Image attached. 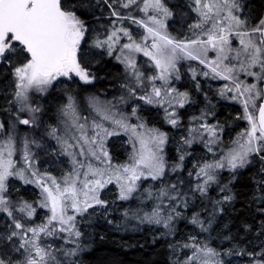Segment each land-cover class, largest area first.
<instances>
[{
	"label": "snow or ice",
	"instance_id": "snow-or-ice-1",
	"mask_svg": "<svg viewBox=\"0 0 264 264\" xmlns=\"http://www.w3.org/2000/svg\"><path fill=\"white\" fill-rule=\"evenodd\" d=\"M110 234L264 264V0H0V264Z\"/></svg>",
	"mask_w": 264,
	"mask_h": 264
},
{
	"label": "trees",
	"instance_id": "trees-1",
	"mask_svg": "<svg viewBox=\"0 0 264 264\" xmlns=\"http://www.w3.org/2000/svg\"><path fill=\"white\" fill-rule=\"evenodd\" d=\"M121 236L132 247L121 246ZM138 244H144L140 248ZM159 248H153L150 240L139 234L108 235L101 240L96 238L91 254L87 257L89 264H150L159 260Z\"/></svg>",
	"mask_w": 264,
	"mask_h": 264
}]
</instances>
